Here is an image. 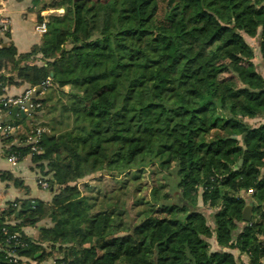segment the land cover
<instances>
[{"label": "trees", "instance_id": "1", "mask_svg": "<svg viewBox=\"0 0 264 264\" xmlns=\"http://www.w3.org/2000/svg\"><path fill=\"white\" fill-rule=\"evenodd\" d=\"M31 4L46 32L20 54L0 38V90L28 84L56 91L60 106L51 113L59 114L38 134L29 124L51 98L27 117H13L11 108L5 122L23 129L2 141L19 143L13 151L20 161L31 156L54 195L10 202L0 232L21 233L29 243L23 255L40 253L34 259L43 261L59 254L58 264H93L119 233L130 242L118 264H238L233 249L247 264H262L264 75L247 38L264 69V0ZM58 8L64 13L43 14ZM247 118L262 121L251 126ZM30 135L38 141L28 145ZM153 167L162 177L148 196L144 184L125 182L103 196L89 182L80 186L95 173L131 171L140 183ZM249 204L252 222L243 220ZM45 220L51 225L40 226ZM26 226L38 228L40 244L30 242ZM213 236L228 249L213 250Z\"/></svg>", "mask_w": 264, "mask_h": 264}, {"label": "crops", "instance_id": "2", "mask_svg": "<svg viewBox=\"0 0 264 264\" xmlns=\"http://www.w3.org/2000/svg\"><path fill=\"white\" fill-rule=\"evenodd\" d=\"M31 6V0H0V21L4 20L7 22L9 32V36L7 37L4 32L0 31V38L3 40L2 46L8 47L12 44L15 49L14 51L18 54L30 51L33 45L41 42L42 35L37 30V26L39 25L37 23V15L34 11H31ZM28 88V84L6 85L0 90V97H18ZM14 108L15 107H13V109ZM13 117H20V113ZM9 119V112L1 115L0 124L12 125L5 122ZM30 125L31 124H29V126ZM16 127L17 130L12 135H16L21 131V128L23 129L21 126ZM3 137L5 136L0 132V212L7 209L8 204L10 202H15V200L19 202L24 200H42L44 202H50L54 193L39 185V169L32 162L31 156L28 155L21 161L13 164L7 156V147L9 144L7 145L2 141ZM15 144L19 143L14 142L11 145ZM16 179L23 181L26 188L17 186L15 184ZM252 213L251 210V216ZM47 225L50 226L51 223L48 222ZM243 226L244 223H240L239 229ZM22 231L29 237H33V239L37 241L39 240L38 228L26 226L23 227ZM240 231L241 230H237L235 235H238ZM232 251L235 253L236 257L239 258L238 264L248 263L246 254H240L237 249H233ZM262 264H264V261H262Z\"/></svg>", "mask_w": 264, "mask_h": 264}, {"label": "rangeland", "instance_id": "3", "mask_svg": "<svg viewBox=\"0 0 264 264\" xmlns=\"http://www.w3.org/2000/svg\"><path fill=\"white\" fill-rule=\"evenodd\" d=\"M51 1H53V0H45V2H47V3L51 2ZM62 13H64V9L63 8L49 9V10L43 11V14H46V15H48V14H62ZM247 40H250L251 45L253 46V49L255 51V58H254L253 61L255 62L256 65H258V69L264 75V69H262V66H259L260 63H261V59H260V54H259L258 48L256 46V42L253 39H250V38H247ZM29 88H32V87L29 86ZM66 90L70 91V87L66 88ZM44 98L45 99L51 98V100L48 101L46 105H44L45 107L43 108V111H41V113H40L42 117L39 116V117H41V119H39L36 122H33L29 126L30 129H31V127H35L34 128L35 132H37L38 130L40 132L49 130L50 120L53 117L57 118L58 114H59L58 111H56L55 113H51V106L52 105L56 106V107L60 106V100H59L60 95L58 94V92H56V91L54 92V91L49 90V89L44 91V93H41V94H38V92H35L34 100L39 101V100L44 99ZM245 121L247 123H249L251 126H257L262 120L260 118H247V119H245ZM39 122H41V123H39ZM30 138H32V135H30ZM240 162H242V161H240ZM154 170H155V172H154ZM131 172H128L127 174L119 176V177L118 176L117 177H111V176L107 175L106 173H105L104 176H102V174L95 173L93 175H90V176L86 177L85 180L81 181L80 182V186L84 190V188H83V184L84 183L83 182H89L91 184V186L94 187L93 195L94 196H98L97 194H98V192H100L101 195L103 196L104 194L110 192L113 189H117V188L122 187L123 183H125V182H129L128 184L131 185V186H133V185L137 186L138 184H140V185L144 184L145 187L143 188V190L141 192V195L148 196L150 188L154 184H156L158 181H160L161 177H162L161 174H157L156 173L155 167L148 168V170L146 171V173H145L143 179L141 180V182L140 183H135V182L131 181V179H132V177L134 175V171L132 173ZM126 180H128V181H126ZM250 193H252V189L249 190L248 194H250ZM100 199H102V198H100ZM107 201H108V199L107 198L105 199L103 197V201L102 202H105V205H101L103 208L107 207ZM99 209H100V206H99ZM202 209L204 210V208H202ZM251 210H253V207H252ZM131 211H132L131 215L134 216L136 211L135 210H131ZM212 214H213V212H211V211L208 212L207 211V213H206L207 218L211 219ZM48 222H49L48 220H45V222L42 221L40 223V225H45ZM236 231H237V229L233 231L234 235H235ZM128 235H129L128 233H119V234H117L115 236V238H116L115 239V243L113 245H111V246H107L105 248L100 249L99 250V255H98L99 257L94 261L93 264H118V257H119V253H120L122 245L125 242L126 243L130 242L129 241L130 237ZM209 243H210V245H211L213 250H217V249H226L227 250L228 249V247H223V248L220 247V245L217 243V240H216L215 236L209 238ZM126 246H127V244H126ZM58 256H59V254H54L52 257L46 258L45 262L47 260H49L50 261L49 264H58L57 261H56V257H58Z\"/></svg>", "mask_w": 264, "mask_h": 264}, {"label": "built area", "instance_id": "4", "mask_svg": "<svg viewBox=\"0 0 264 264\" xmlns=\"http://www.w3.org/2000/svg\"><path fill=\"white\" fill-rule=\"evenodd\" d=\"M46 24L42 23L37 26V30L40 33L46 32ZM0 31L6 32L8 31V24L6 21H0ZM46 84H44L45 86ZM45 88V87H43ZM35 92L41 94L42 91H39L37 87H32L18 97H0V116L9 112V110L13 107H18L20 110L29 114L36 108H40L42 103L40 101L34 100ZM17 127L14 125H2L0 124V132L6 137L11 136ZM39 134L40 131L38 130ZM38 141L37 137H32L27 140L26 144L31 145ZM12 145L7 147V156L13 164H16L20 161L19 156L16 152L13 151ZM32 150L38 152L37 148L32 146ZM38 183L41 187L48 189L49 184L45 178L38 179ZM2 237V238H1ZM29 237V236H28ZM30 242H35L40 244L39 240L33 239L30 237ZM29 243L27 240L21 238V233L13 232L3 228L2 232H0V264H49L50 261L47 260L40 261L34 259L33 255L27 253V255H23V253L27 252V248ZM40 254V253H39Z\"/></svg>", "mask_w": 264, "mask_h": 264}, {"label": "water", "instance_id": "5", "mask_svg": "<svg viewBox=\"0 0 264 264\" xmlns=\"http://www.w3.org/2000/svg\"><path fill=\"white\" fill-rule=\"evenodd\" d=\"M18 113H20L21 116L23 117H27V114H25L23 111H19V108L18 107H15L13 109V116H16L18 115ZM34 204H37V203H34ZM251 209H252V206L251 205H247L245 206L244 208V211H243V220L246 221V222H252L253 221V217L251 216ZM39 254H34L33 257H38Z\"/></svg>", "mask_w": 264, "mask_h": 264}]
</instances>
